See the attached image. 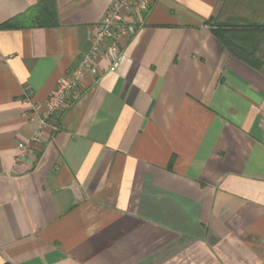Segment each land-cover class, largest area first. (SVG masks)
<instances>
[{"label":"crops","instance_id":"0c3cea01","mask_svg":"<svg viewBox=\"0 0 264 264\" xmlns=\"http://www.w3.org/2000/svg\"><path fill=\"white\" fill-rule=\"evenodd\" d=\"M42 1L0 0V264H264V29L258 65L212 32L264 0H153L22 154L110 5Z\"/></svg>","mask_w":264,"mask_h":264},{"label":"built area","instance_id":"2783aa9c","mask_svg":"<svg viewBox=\"0 0 264 264\" xmlns=\"http://www.w3.org/2000/svg\"><path fill=\"white\" fill-rule=\"evenodd\" d=\"M152 3L153 0H110L105 17L91 37L90 49L73 71L58 79L56 88L40 112L37 129L28 141L19 143L22 154L43 146V128L67 105L70 95L77 96L80 93L82 79L98 72L99 59L109 58V71L119 68L124 58L121 40L133 35L141 27L143 17L150 10ZM24 101L30 105L32 112L36 113L41 109L31 93L25 95Z\"/></svg>","mask_w":264,"mask_h":264},{"label":"trees","instance_id":"16d2710c","mask_svg":"<svg viewBox=\"0 0 264 264\" xmlns=\"http://www.w3.org/2000/svg\"><path fill=\"white\" fill-rule=\"evenodd\" d=\"M30 13L35 16L41 26L55 24L53 0H43ZM2 26L8 27L11 24L8 22ZM263 29L264 23L259 22L249 24L215 23L212 26L213 34L230 53L255 65L260 62L255 58L252 47L248 45H250L249 41H254Z\"/></svg>","mask_w":264,"mask_h":264}]
</instances>
